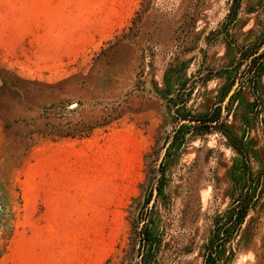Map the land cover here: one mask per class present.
<instances>
[{
    "label": "rangeland",
    "instance_id": "374dc122",
    "mask_svg": "<svg viewBox=\"0 0 264 264\" xmlns=\"http://www.w3.org/2000/svg\"><path fill=\"white\" fill-rule=\"evenodd\" d=\"M0 264H264V0H0Z\"/></svg>",
    "mask_w": 264,
    "mask_h": 264
},
{
    "label": "crops",
    "instance_id": "0c3cea01",
    "mask_svg": "<svg viewBox=\"0 0 264 264\" xmlns=\"http://www.w3.org/2000/svg\"><path fill=\"white\" fill-rule=\"evenodd\" d=\"M56 28L54 31V36H53V42L55 46V50L63 52L64 47L66 44H75L76 42L79 41V33H71L68 29L62 28L58 23H55ZM70 34V35H68ZM70 45V44H69Z\"/></svg>",
    "mask_w": 264,
    "mask_h": 264
},
{
    "label": "trees",
    "instance_id": "16d2710c",
    "mask_svg": "<svg viewBox=\"0 0 264 264\" xmlns=\"http://www.w3.org/2000/svg\"><path fill=\"white\" fill-rule=\"evenodd\" d=\"M246 205H247V207H246V210H247V211H245V213H247L248 210H249L250 202H248Z\"/></svg>",
    "mask_w": 264,
    "mask_h": 264
}]
</instances>
